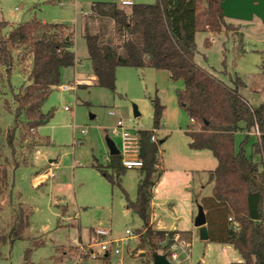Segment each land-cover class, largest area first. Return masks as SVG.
I'll return each mask as SVG.
<instances>
[{"label":"rangeland","instance_id":"374dc122","mask_svg":"<svg viewBox=\"0 0 264 264\" xmlns=\"http://www.w3.org/2000/svg\"><path fill=\"white\" fill-rule=\"evenodd\" d=\"M97 1L119 2L0 0V19L10 23L4 33L31 19L70 24L75 29L79 64L63 73L62 83L74 84L75 78L92 72L83 24L92 20L91 5ZM134 2L152 4L156 0ZM124 7L129 10L131 6ZM225 20L228 28L222 32L197 34L195 61L230 86L240 77L245 84L240 94L251 105L258 106L264 101V20L258 17L250 21L226 17ZM206 38L211 42L208 46ZM14 56L10 75L5 66H0V264L72 263L78 240L87 242L93 228L105 227L111 238L118 239L125 235L126 229L142 227L141 218L127 208L124 192L110 183L96 165L107 164L104 158L110 152V142L120 145V138L111 133L118 119H124L132 130L153 128L151 100L156 95L165 106L163 128L158 131L164 141L156 168L161 172L163 164L165 172L160 179L155 176L152 200L166 199L162 206L154 208L156 215L171 221L167 210L182 214L186 229L182 235L191 248L192 264H230L243 260L232 244L201 240L194 227L201 197L211 189L208 170L216 167L217 161L210 150L197 155L198 151L189 147L186 131L198 125H191L188 113L178 101L177 91L184 86L181 80L173 81L166 70L121 66L116 70L115 91L98 83L79 86L75 91L56 87L43 106L44 112L54 110V116L31 134L23 129L24 118L18 123L19 128L15 124L14 94L26 83L32 60L25 57L20 63L22 49L15 50ZM66 106L71 109L66 110ZM135 107L140 112L138 117L134 114ZM110 110L117 114L111 115ZM258 141L255 130L235 134L236 149L244 142L246 154L256 162L261 161V156L254 153ZM49 169L55 176L38 183L37 176L45 175ZM141 177L140 169H127L122 175V187L132 201L137 198ZM189 197L193 205H189ZM20 209L28 215L29 226L22 239H14L12 229L18 225ZM164 225L169 227L167 223ZM124 255L114 256L111 262L89 259L84 264H149L147 257Z\"/></svg>","mask_w":264,"mask_h":264},{"label":"trees","instance_id":"16d2710c","mask_svg":"<svg viewBox=\"0 0 264 264\" xmlns=\"http://www.w3.org/2000/svg\"><path fill=\"white\" fill-rule=\"evenodd\" d=\"M222 1L156 0L152 4L134 3L129 10L117 1L93 2L92 20L83 24L84 36L93 74L102 87L116 90V70L121 66L166 70L173 81L183 82V88L177 91L178 101L193 120L191 125H198L186 131L189 147L208 149L218 161L209 172L214 183L212 194L201 201L207 211L209 240L232 244L239 251L243 260L230 264H264V101L251 105L240 94L245 85L240 77L230 86L195 61L197 34L228 28ZM8 26V21L0 19V66H5L10 75L17 49L23 50L20 63L25 57L32 60L27 81L14 94V100L15 124L18 127L24 118L23 129L35 134L54 116V110L44 112L43 106L62 84V68L76 63L75 29L63 22L38 19L4 33ZM210 44L206 38L205 45ZM151 101L153 128L139 131L144 166L140 169L136 200H130L122 187V175L127 169L120 155H111L106 165H96L110 183L124 192L127 208L141 218V247L146 250L148 263L153 261V253L162 251L157 242L173 233L157 230L151 222L155 176L160 179L162 175L156 165L164 141H152L151 137L155 129L161 128L165 110L157 95ZM254 129L260 132L254 144L260 162L246 154L244 142L239 150L235 144L238 131ZM3 174L6 179L5 169ZM17 218L18 225L12 233L14 239H22L29 217L20 209Z\"/></svg>","mask_w":264,"mask_h":264},{"label":"built area","instance_id":"2783aa9c","mask_svg":"<svg viewBox=\"0 0 264 264\" xmlns=\"http://www.w3.org/2000/svg\"><path fill=\"white\" fill-rule=\"evenodd\" d=\"M119 2L122 6H132L135 3L134 0H119ZM94 81V77L75 78L74 84L62 83L58 88L62 91H75L79 86L91 85ZM65 109L70 110L71 108L66 106ZM110 114L116 115L117 113L115 110H110ZM139 131V129L132 130L122 118L118 119L116 125L111 129L112 135L120 138V145H116L119 149L120 162L126 169H141L144 166L143 160L140 157L141 139ZM158 131L159 129H155V133L151 137L152 141L160 139ZM81 132L83 134L86 133L85 130ZM256 132L260 135L258 129H256ZM39 152L38 150L37 154ZM111 155V152H109L104 158L107 163L110 162ZM54 176L53 170L49 169L45 172V175L39 174L37 176L38 178L43 177L38 180V183L43 181L44 178L50 179ZM78 241L77 254L73 262L68 264H84L89 259H102L106 262H111L114 256L123 254L129 258H132V256H144L146 258V250L141 247V232L137 229L132 230L128 228L123 237L113 239L110 237L109 229L95 227L92 230L91 238L87 242L83 241L84 243H82L81 239ZM157 244L162 250L159 253L166 254L172 264H192L190 260L191 248L181 232L174 230L172 234H166L165 238L160 239ZM149 264H153V261Z\"/></svg>","mask_w":264,"mask_h":264},{"label":"water","instance_id":"95a60500","mask_svg":"<svg viewBox=\"0 0 264 264\" xmlns=\"http://www.w3.org/2000/svg\"><path fill=\"white\" fill-rule=\"evenodd\" d=\"M221 8L226 18L250 21L255 17L264 20V0H223ZM135 117L140 116L137 107L134 110ZM112 155L119 154L117 145L112 141L109 144ZM195 226L199 228V236L201 240H209V232L207 227V214L203 205H199L198 214L195 219ZM153 264H172L166 254L159 252L153 253Z\"/></svg>","mask_w":264,"mask_h":264},{"label":"crops","instance_id":"0c3cea01","mask_svg":"<svg viewBox=\"0 0 264 264\" xmlns=\"http://www.w3.org/2000/svg\"><path fill=\"white\" fill-rule=\"evenodd\" d=\"M63 23H64V22H63ZM66 24H68V23H66ZM68 25H70V24H68ZM70 26H71V25H70ZM74 50H75V47H74ZM75 53H76V51H75ZM78 64H79V61H78V58H77V56H76V63H75L74 66L63 67V68H62V71H61V83H62V76H63V73H64L67 69H69V68L71 69L72 67H73L74 69H76V67L78 66ZM75 71H76V70H75ZM88 77H94V78H95V81H94L91 85H83V86H93V85H95V84L98 83V82H97V78H96V76L93 74V71H92L91 74H89L88 76H86V77H80L79 79H81V78H88ZM190 121H191V119H190ZM162 128H163V124H162V126H161V129H162ZM159 130H160V129H159ZM254 130L256 131V129H254ZM257 134H258V133H257ZM258 136H259V139H260V135H259V134H258ZM189 141H190V140H189ZM194 150H196V149H194ZM204 150H208V149L196 150V151H198V153H199V154H197V155H200L201 153H204V152H201V151H204ZM211 152H212V151H211ZM216 161H217V159H216ZM161 163H162V161H161ZM217 165H218V161H217ZM217 165H216V167H217ZM216 167H214V168L208 170V176H209V172H210L211 170H214ZM161 169H162V175H161V177H162V176L164 175V172H165V168L163 167V164H162ZM42 178H43V177H39L38 179H36V181H37V180H40V179H42ZM208 178H209V177H208ZM209 182L211 183L210 193H207V194L203 195V196L201 197V201H202V199H203L205 196H209V195L212 194L214 183H213L212 181H210V179H209ZM60 200H62V199H60ZM60 200H56V201H60ZM165 200H166V199H164V198L159 199V201H158V199L156 200V198L152 200V216H151V222H152L153 227H154L155 229H157V230H164V231H174V230H177V231L181 232L182 234H184V232H185L186 229H183L184 227H183V222H182V214H180V213H179V214H178V213H175V211H173V210H167V215H168V217L171 219V221H170V220L165 221L161 215H160V216H157V215H156L154 208L157 207V206H158V208H159V206H162L163 203L165 202ZM56 201H55V202H56ZM62 201H63V200H62ZM188 202H189V205H190V204L193 205V202H192V200H191L190 197H189ZM67 205H68V204H67ZM201 205H202V204H201ZM164 211H166V210H164ZM205 211H206V210H205ZM206 212H207V211H206ZM187 222L189 223L188 219H187ZM166 223H167V225H169L168 228H167V227H163V226H165L164 224H166ZM189 224L191 225V222H190ZM194 227H195L196 231H197L198 234H199V228H197V227L195 226V224H194ZM80 239H81V238H80Z\"/></svg>","mask_w":264,"mask_h":264}]
</instances>
